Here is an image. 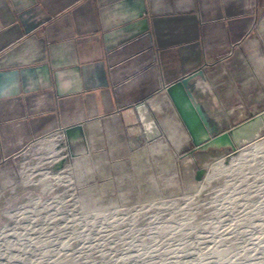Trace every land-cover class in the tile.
Segmentation results:
<instances>
[{
	"label": "rangeland",
	"instance_id": "obj_1",
	"mask_svg": "<svg viewBox=\"0 0 264 264\" xmlns=\"http://www.w3.org/2000/svg\"><path fill=\"white\" fill-rule=\"evenodd\" d=\"M263 10L260 0L253 28L203 58L231 125L264 109V69L252 64L264 56ZM149 105L167 139L147 147L149 165H131L126 145L85 141L58 173L34 145L0 158V264H264V130L235 155L188 153L172 105L163 95Z\"/></svg>",
	"mask_w": 264,
	"mask_h": 264
},
{
	"label": "crops",
	"instance_id": "obj_2",
	"mask_svg": "<svg viewBox=\"0 0 264 264\" xmlns=\"http://www.w3.org/2000/svg\"><path fill=\"white\" fill-rule=\"evenodd\" d=\"M259 2L0 0V158L30 145L56 157L55 145L66 150L62 130L74 124L82 125L86 148L122 153L124 129L135 120L111 97L106 52L149 33L168 84L210 63L203 51L217 59L248 33ZM252 64L259 74L264 56ZM151 110L165 132L159 112Z\"/></svg>",
	"mask_w": 264,
	"mask_h": 264
},
{
	"label": "water",
	"instance_id": "obj_3",
	"mask_svg": "<svg viewBox=\"0 0 264 264\" xmlns=\"http://www.w3.org/2000/svg\"><path fill=\"white\" fill-rule=\"evenodd\" d=\"M156 58L149 33L136 36L105 54L106 77L115 106L118 111L127 110L135 120L124 129L131 165H149L147 147L163 137L149 105L159 95L169 101L185 129L192 145L188 153L229 148L231 156L261 139L264 109L231 125L202 68L164 84ZM61 134L67 152L62 154L61 145L54 146L56 158H47L45 169L48 173L63 171L71 158L76 157L71 152L72 143L85 141L81 124L68 126ZM203 173V169H197L195 179H200Z\"/></svg>",
	"mask_w": 264,
	"mask_h": 264
},
{
	"label": "built area",
	"instance_id": "obj_4",
	"mask_svg": "<svg viewBox=\"0 0 264 264\" xmlns=\"http://www.w3.org/2000/svg\"><path fill=\"white\" fill-rule=\"evenodd\" d=\"M231 44H232V43H231ZM231 44H230V45H231ZM203 54H204V56L206 55L205 52H204ZM201 68L204 69L203 66H202ZM163 91H164V87H162V89H161V92H162V93H163ZM162 93H161V94H162ZM167 101H168V100H167ZM168 102H169V101H168Z\"/></svg>",
	"mask_w": 264,
	"mask_h": 264
},
{
	"label": "bare ground",
	"instance_id": "obj_5",
	"mask_svg": "<svg viewBox=\"0 0 264 264\" xmlns=\"http://www.w3.org/2000/svg\"><path fill=\"white\" fill-rule=\"evenodd\" d=\"M221 59V58H220ZM153 113V112H152ZM159 126V125H158ZM160 127V126H159ZM164 134V133H163Z\"/></svg>",
	"mask_w": 264,
	"mask_h": 264
}]
</instances>
